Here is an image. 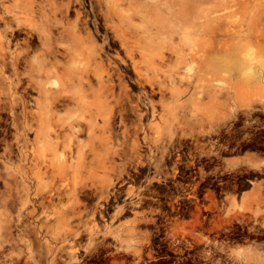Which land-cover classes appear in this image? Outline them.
Returning <instances> with one entry per match:
<instances>
[{"label":"bare ground","instance_id":"bare-ground-1","mask_svg":"<svg viewBox=\"0 0 264 264\" xmlns=\"http://www.w3.org/2000/svg\"><path fill=\"white\" fill-rule=\"evenodd\" d=\"M229 1L231 7L241 0ZM203 2L0 0V219L9 229L11 212L30 207L35 222L23 234L35 238L25 243L31 250L34 242L41 252L43 242L48 264L56 257L71 262L58 255L60 251L69 259L75 256L77 247L63 242L86 231L84 217L91 211L77 193L89 180L106 200L111 176L108 182L94 180L108 164L113 177L122 179L126 162L115 163L116 158L146 163L140 160L139 142L156 146L163 133L170 141L177 130L185 135L187 129L191 138L204 132L198 120L209 113L201 108L203 98L213 108L223 96L225 110L243 93L264 100L259 45L254 48L247 41L236 48L226 42L216 50L214 32L201 15ZM231 26L233 31L240 28L232 20ZM261 33L258 29L255 37ZM115 46L118 49L110 53ZM233 70L239 75L235 82ZM192 89V96L184 99ZM66 176L73 179L71 187L57 182ZM263 188L259 185L248 198L254 219L264 214ZM64 195L69 204L58 210ZM49 209L65 220L60 235H41L40 229L50 222L39 215ZM74 219L83 229L72 227ZM99 229L93 221L87 231L90 238ZM12 256L10 252L6 264H19ZM31 263L38 260L31 256Z\"/></svg>","mask_w":264,"mask_h":264},{"label":"rangeland","instance_id":"rangeland-1","mask_svg":"<svg viewBox=\"0 0 264 264\" xmlns=\"http://www.w3.org/2000/svg\"><path fill=\"white\" fill-rule=\"evenodd\" d=\"M230 4L229 0H204L202 5L201 15L207 22L209 31L211 29L214 32L216 50L224 47L226 42H233L235 47L241 45L243 47L249 41L254 48L258 44L257 49L264 56V0H241L231 7ZM226 11H231L233 14L230 12L228 15ZM231 20L240 28L242 25L244 29L239 28L233 31L232 26L229 27ZM246 27L249 29L246 30ZM258 29L262 33L257 38L255 35ZM108 35L111 36V33L109 32ZM21 37L23 35L19 38ZM117 49L118 46H115L109 52L114 53ZM238 78L237 70H233V82ZM138 91L137 88L132 89L135 94ZM193 92V89L190 90L184 99L192 96ZM222 99L223 96L219 97L220 103L213 108L208 107L206 98L201 100V108L208 109L209 113L198 119L202 121L205 131L194 135L193 138L188 135L186 129L187 134L183 135L180 130H177L170 141L166 133H163L162 140L156 146L142 145V142H139L141 144L140 160L143 163L146 162V165L136 161L131 162L125 158H116L115 163L126 162L124 165L129 177L124 175L122 179L114 178V173L110 171L112 164H108L107 171L94 180L96 184L108 182V175L111 176L113 183L108 188L109 194L106 200L104 194H97L87 180V186L77 193L78 200L91 210L84 217L86 231L82 232V237L69 236L66 238L69 241H62L63 244H73L74 248L77 247L75 256L69 259L66 257V251H60L58 255L70 260L69 264H148L149 259L165 253L162 248L163 239H159L163 236L162 232L166 231V240L174 242L175 238L186 235L205 237L210 235L213 228L218 227L220 231H224L227 238L229 237V241L224 242V247L221 246L223 251L217 250L218 254L215 250L217 245L214 247L212 243L206 241L205 237L202 239L203 243L198 245V251L194 253V263L202 262L201 257L210 259L222 255L221 260L229 258L226 261L230 263L227 262V264H264V214L261 218L254 219L251 211H248L251 207L248 198L259 185L264 186V166L261 164L264 162V100L259 94L251 96V94L243 93L240 99H235L229 110H225ZM214 120L217 121L216 124L211 123ZM152 136L153 133H151ZM187 173L198 175V180L201 179L203 182L204 194L200 202L206 208L219 213V216L209 213L211 216L202 224L203 232L198 235L194 234L197 221L195 212L190 214L192 218L190 225L177 222L165 229L159 225L161 220L157 218L165 214L167 204H187L189 199L185 198L186 193L182 190L181 184L184 180L180 177ZM66 178L61 177L57 179V182L62 186L67 183L66 186L71 187L72 177L66 176ZM191 181L195 182L196 179ZM172 182H175L177 186L167 187ZM217 182L219 184L216 186ZM2 188L0 183V189ZM62 198L60 204L56 206L58 210L64 209L69 204L65 195ZM76 200L77 198H74L73 201ZM29 208L20 213L11 212L9 229L0 219L2 230H0V233L2 232L0 234V264L9 263L10 252L13 260L20 259L19 264L24 262L32 264L31 256L38 260V264H48L43 242L41 252L38 246L33 244L34 242L31 250H28L26 246L25 241H33L35 238L33 234V236L30 235L31 233L23 234L25 228H30L35 222L28 213ZM252 209H255V205ZM93 211L95 213L91 219ZM239 212L241 214H238ZM248 216L249 220L246 219ZM39 217L51 223L45 229L44 227L40 229L42 236H46V231L50 236H57L65 230V220L60 219V214H58L59 218H56L49 209L41 213ZM244 220L247 222L242 223ZM93 221L101 229L98 235L90 238L87 231ZM76 222L75 219L71 221L72 227L78 230L83 229L81 226L77 227ZM46 224L48 225V222ZM198 229L200 231L201 227ZM239 230H242L241 236H229L230 232ZM220 236L223 237L224 234L221 233ZM90 241L91 245H89ZM106 244L108 248H105ZM233 253L235 255H232ZM231 256L235 258L230 259ZM74 257L77 259L72 260ZM53 264L65 263L61 258L56 257Z\"/></svg>","mask_w":264,"mask_h":264},{"label":"flooded vegetation","instance_id":"flooded-vegetation-1","mask_svg":"<svg viewBox=\"0 0 264 264\" xmlns=\"http://www.w3.org/2000/svg\"><path fill=\"white\" fill-rule=\"evenodd\" d=\"M184 182H181L182 184V190L185 191L186 199H189L187 201V204L184 205H170L167 204L165 207V214L160 215L159 218L160 226L165 229L167 226H170L172 224H175L177 222H185L186 225H190V222L192 223V218L190 214L195 212L197 216V221L194 234L198 235L202 233L204 227H202V224L205 222V220H208L211 214L215 216H219L218 211L211 210L209 208H206L200 201L203 198V182L202 180H198V175H192L190 173L183 174L180 176ZM196 179L195 182H192L191 180ZM219 182L215 183L217 186ZM176 187L177 184L175 182H172L167 187ZM192 191V192H191ZM191 192V193H190ZM195 225V224H194ZM198 227H201V230L199 231ZM221 233L224 234L223 237H221ZM242 230H239L237 232H230L229 236H241ZM163 236L159 237V239H163V245L162 248L164 249V254H158L157 256H154L152 259H149L147 262L148 264H214V262L220 263H227V261L221 260V257H213V258H201L202 262L194 263V253L198 251V245L202 244L203 238H207L206 241L212 243V245H217L215 247V250H219L221 246L224 245V242L229 241V237L227 238L224 231H220L219 228H213L210 231V235H205V237L202 235L200 238L196 236L186 235L175 238L174 242H171V240H166L165 232H162ZM225 238V239H224ZM214 259V261H213ZM224 259V258H223ZM220 260V261H218ZM208 261V262H207ZM224 261V262H223ZM210 262V263H209ZM224 263V264H225ZM135 264V263H132ZM217 264V263H215Z\"/></svg>","mask_w":264,"mask_h":264}]
</instances>
